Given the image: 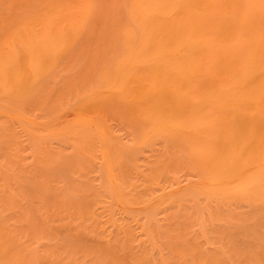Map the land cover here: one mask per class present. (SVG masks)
<instances>
[{
    "label": "bare ground",
    "instance_id": "obj_1",
    "mask_svg": "<svg viewBox=\"0 0 264 264\" xmlns=\"http://www.w3.org/2000/svg\"><path fill=\"white\" fill-rule=\"evenodd\" d=\"M0 264H264V0H0Z\"/></svg>",
    "mask_w": 264,
    "mask_h": 264
},
{
    "label": "rangeland",
    "instance_id": "obj_2",
    "mask_svg": "<svg viewBox=\"0 0 264 264\" xmlns=\"http://www.w3.org/2000/svg\"><path fill=\"white\" fill-rule=\"evenodd\" d=\"M119 131V133L121 132L119 129L117 130V132ZM126 135V134H125ZM127 136V135H126ZM129 136V135H128ZM128 136H127V138H128ZM185 178V179H184ZM183 179L186 181V177H184ZM134 226L137 228V230H138V234L140 235V236H142L143 235V232H142V230H141V228H139V225L136 223V222H134Z\"/></svg>",
    "mask_w": 264,
    "mask_h": 264
}]
</instances>
